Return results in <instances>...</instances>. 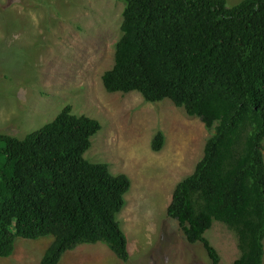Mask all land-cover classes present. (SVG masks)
I'll return each mask as SVG.
<instances>
[{"label":"trees","instance_id":"1","mask_svg":"<svg viewBox=\"0 0 264 264\" xmlns=\"http://www.w3.org/2000/svg\"><path fill=\"white\" fill-rule=\"evenodd\" d=\"M125 4L111 93L169 99L211 135L194 172L168 206L191 244L223 264L206 237L215 221L238 237L233 264H264V0H120ZM100 120L66 106L24 138L0 134V257L18 237H53L41 264H59L82 244L104 243L123 261L129 240L119 214L132 181L85 154ZM158 132L152 148L160 151Z\"/></svg>","mask_w":264,"mask_h":264},{"label":"rangeland","instance_id":"2","mask_svg":"<svg viewBox=\"0 0 264 264\" xmlns=\"http://www.w3.org/2000/svg\"><path fill=\"white\" fill-rule=\"evenodd\" d=\"M242 1L227 0L230 7ZM124 8L120 0H0V134L24 138L71 105L102 123L85 157L131 178L119 214L130 259L121 260L104 243L82 244L59 264H211L203 244H191L167 214L211 132L169 99L149 102L139 92L111 93L104 85ZM158 132L165 144L154 151ZM206 237L223 264L240 257L238 237L224 223L215 221ZM53 240L18 237L14 253L0 257V264H41Z\"/></svg>","mask_w":264,"mask_h":264}]
</instances>
